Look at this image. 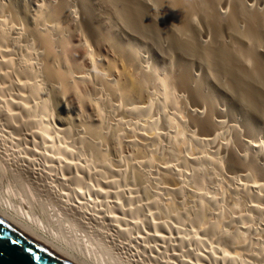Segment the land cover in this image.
Listing matches in <instances>:
<instances>
[{
	"label": "rangeland",
	"instance_id": "obj_1",
	"mask_svg": "<svg viewBox=\"0 0 264 264\" xmlns=\"http://www.w3.org/2000/svg\"><path fill=\"white\" fill-rule=\"evenodd\" d=\"M10 1L16 2L22 10L23 22L17 24L19 28L16 27L22 34L21 47L31 50L32 63L35 66L39 64L44 54L43 47L36 40L34 42L36 38L33 31L46 26L57 55L56 68H62V62H65L69 69V83L63 88L75 89L78 94L71 95L65 91L67 94L64 97L61 89L56 87L59 85L46 81L40 72L42 95L50 102L47 126L51 147L46 148L47 144L41 146L37 139L35 143L32 138V132H38L43 124L40 122L28 126V117L21 116L19 126L26 127L17 133L10 131L6 144L0 141V192L7 194L9 191L18 195L14 196L17 201L20 195L25 198L30 195V186L36 192L32 209L36 215L44 214L46 219L62 207L68 210L72 221H79L76 209L81 203V216L87 213L93 217L90 238L98 242L103 253H108L109 248L115 255H123L121 258L124 257L128 262L264 264V201L255 198H264V120L250 108L235 105L237 102L226 91L222 66L215 65L211 70H206L197 58L179 52L182 50L171 39L152 32V26L149 27L150 32L142 28L132 29L134 27L118 21L111 11L107 12L106 18L102 17L99 13L104 12V5L100 0L88 1L91 8L93 6L92 9L97 11L93 25L98 26L100 38L88 33L90 25H82L83 20L78 11L82 0H70L78 26L69 19L58 21L51 17V8L58 5L60 0ZM143 1L145 5L148 4L145 6L144 18L146 20L148 16L150 22L149 18L153 15L156 18L160 15V7H157L155 0ZM245 4L256 5L264 10V0H245ZM38 7H43V14L38 12ZM219 10L225 15L228 13L224 4ZM154 17L151 19L154 24L158 21L161 23L160 28L171 30L169 20ZM196 19L201 20L197 16ZM163 20L169 23H163ZM198 20L196 23L199 25ZM199 27L204 31H200L204 36L199 34V43L207 46L205 36L209 34L203 23ZM225 37L228 46L233 44L231 36L230 39L228 35ZM167 40L169 43L171 40L172 45ZM112 41L120 43L124 50H132L137 59L134 62L125 59ZM248 45L243 44V47ZM263 47L259 46L257 52L262 51L264 54ZM15 54L17 60L26 59L18 51ZM184 60L192 63L194 77L202 78L203 84L219 100L224 118H217L226 127L219 142L225 144L227 150L219 153V148L211 144L217 135L215 131L205 132L195 128L189 120L190 112L200 108L187 94L176 90L174 80L179 64ZM249 63L247 66L252 67L253 61ZM111 65H115L114 70L110 69ZM124 68L135 77L152 75L148 81L150 84L147 83L141 94L136 96L120 91L121 94L118 91L112 94L114 92H108L100 84L99 70L106 75L107 71V77L119 80L122 87L126 80L120 73ZM165 80L166 86L171 88H166ZM171 89L177 93L172 91L170 94ZM151 100V115L140 114L137 116L138 121L134 122L130 111H141ZM41 106L38 103L32 105L33 119L41 120ZM5 124L0 123V135L3 129L7 130ZM65 126L71 128L68 137L71 141L60 133ZM233 127L242 130V141L251 146L247 162H254L247 163L248 169L245 171L239 168L234 170L229 165L231 151L241 157L246 156L245 147L232 131ZM152 129L160 137L156 147L150 144V140H145ZM133 135L137 137L135 143ZM80 139L83 143H80ZM65 146L76 152L64 160H70L73 164L71 169L54 160L58 157L57 150L65 149ZM215 156H219L222 163L220 172L208 164ZM151 158L154 163L147 166ZM172 171L184 176L183 191L170 178L169 172ZM89 187L96 193L90 194ZM132 198L136 205L130 206L129 200ZM153 201L158 202L157 207L150 205ZM200 202L204 203L203 217L200 223H194L191 220ZM137 206L141 207L143 213L134 217L132 212ZM122 213H125V219L116 223L114 219ZM211 227H216L217 231L211 233ZM117 232L125 233V238L119 237ZM162 235L164 238H160ZM225 237L232 240L233 244H228Z\"/></svg>",
	"mask_w": 264,
	"mask_h": 264
},
{
	"label": "bare ground",
	"instance_id": "obj_2",
	"mask_svg": "<svg viewBox=\"0 0 264 264\" xmlns=\"http://www.w3.org/2000/svg\"><path fill=\"white\" fill-rule=\"evenodd\" d=\"M71 1L60 0L58 5H55L53 6V8H51V13H48H50L51 17L54 20L56 19L58 21H61L69 19L72 23L75 24L76 14L75 11H73L74 8H72ZM88 1L90 0H82L79 4L80 10L78 11H80V15L83 20L82 25L83 23L84 27H87L86 24L90 25V29L88 28L89 31L86 29V32L88 31V33L90 32L100 38L101 34L100 30H98V26L94 27L93 25L94 18L95 16H97V11L93 10V6V9L91 8V3H88ZM100 1L104 5L102 6L104 12L99 13L100 15H102V17L105 16L106 18V15H108L107 12L111 11L113 15L117 16L116 18L118 21H123L124 23H126V25L134 27L132 29L142 28L144 31L146 29L149 30V27L152 26V32L155 31L156 34H163L162 36H164V38L171 39L176 47L182 50L179 52L197 58L203 63L205 69L208 71L211 70L215 65H221L223 68L222 79H224L226 91L230 93L234 100L237 102V104L234 102L235 105H241L250 108L257 114V116H259V118H262L264 120V54L262 51H260V53L257 52L259 51V46H264V10H260L258 8L259 6H247L245 4V0H155L157 1V3L155 2L158 5L157 7H160V9L157 8L160 10L159 16L161 19L169 20L170 24H168L169 22L167 23V21L165 22L164 20L163 23L168 24L171 27L170 30L165 27L160 28L161 23L159 24L158 21L156 24H154L152 22V18L154 17V15L151 17L152 20L149 18L150 22H148L147 20L148 16L145 20V6L148 4L145 5V2L143 0L142 2H140L139 0ZM223 4L228 8V13L226 15L221 13L219 10L221 5ZM20 10L21 9L18 8L16 2L13 3V1L10 0H0V123H6L5 126L7 127V130H2L0 141L6 144V139L9 134H11L10 131L13 133H17L21 129L26 127L24 126L22 128V126H19V120L21 119V116L25 115L30 121V124H28V126H32L38 123L40 124V122L43 124V128H41L38 132H32V138L35 139V143L37 139L40 145L47 144L45 147L49 148L52 144V141L50 139L51 136L48 134L49 130L47 126L50 120V102L42 95L43 88L42 82L39 79L40 72L42 73V75L44 74V78L46 79V81L59 85L56 87H59V89H61V93L64 97H66L67 94L64 93L65 91L70 94L76 93V95L78 93L75 91V89L71 90L63 88L67 83H69V69L67 63L65 62H62V68H56L55 62H57V55L46 26L43 29L34 30V33L32 32L34 34V38H36L34 39V42L37 41L38 45L42 46L44 49V54L39 64H36L35 66L34 63H32L30 59L31 50H23L20 45L22 41V39L20 41V36H22V34L20 35V31L16 27L18 26L17 24H19L23 19V17H21L22 10ZM38 12L40 14H43V7H38ZM146 12L148 11L146 10ZM149 12L151 13V10ZM150 13H147V15H151ZM159 16H157V18H159ZM196 16L201 20L196 19ZM154 18L157 19L156 17ZM196 20L200 21L199 25H202L203 23V27L207 31L206 33L209 34L208 36H205L208 40L207 46H201V44L199 43V34H203L204 36V31L200 30L201 26L199 27V25L196 23ZM78 25L79 24H77V26ZM19 27L20 25L18 26V28ZM27 31L29 32V29ZM200 31L203 32L201 33ZM226 35H228V38L229 36L232 37L231 39L234 41H232L233 44H229L228 46L225 43V41H227L225 40ZM29 37H31V35ZM171 40L170 43L169 40H167V42L171 44ZM247 42L249 43V45L247 44ZM112 43L117 48L118 52L128 61L134 62L137 59L135 53L132 50H124V47H122L121 45H119L120 43H116L115 41H112ZM250 43L252 46L250 45ZM252 43H254L255 45H253ZM243 44H246L248 46L243 47ZM256 47L258 48V50ZM17 51L24 54L26 59H23L22 61L17 60L15 54ZM250 60L253 61V66L251 65L252 67L247 66L249 62L252 63V61ZM191 64V62H188L186 60L182 61V63L179 64L180 66L176 79L174 80V84H176L177 91L179 90L181 94H187L194 102L197 103L200 110L205 111L203 112L200 110H195L190 112L189 120L195 128L201 129L205 132L213 130L217 133V135L211 140V144L215 145V147H218L219 149L217 151L220 153L221 150H227V148L224 147L226 145L219 142L226 127L225 123L222 120H218L217 117L222 119L224 118V115L220 111L219 100L215 97L212 90L210 88L207 89V87L200 80L202 78L198 79L197 77H194L193 71H191V67L193 65ZM111 66L112 67H110V69L112 68L111 70H114L115 65ZM192 69L194 68L192 67ZM98 73V78L100 77L99 79L101 82L100 84H102V86L108 92L112 93L114 91H120L124 94L134 93V95H139V93L141 94L146 86L150 84L148 83V81L152 76L151 75L149 77L148 74H143L142 77H135L126 68H124L123 72H119L120 76L126 80L125 82H123L121 87L118 79V81H115L113 80L114 78L110 79L109 77H107V71L105 72L107 73V75L104 74L101 70H99ZM164 84L166 86V80L164 81ZM166 88L168 89L171 87L166 86ZM174 90L171 89L170 94L173 92L177 93ZM120 92L119 94H121ZM115 93L116 92L112 94ZM173 95L174 94H172V97H174ZM35 103L42 105L41 107L43 109V115L41 117V120L40 118L33 119V109L31 107ZM163 108L165 107L163 106ZM152 111L153 103L151 100L148 101L146 108L141 109V111L132 110L130 112L132 120L134 122H137L138 115L142 114L145 116H150ZM154 125L155 124H153L151 127L153 128ZM69 127L70 126L63 127V132H60L65 134L67 139L71 134V128ZM231 129L235 132L237 139H239V141H242V130L236 127H233ZM133 137L135 143V138L137 137H135L134 135ZM68 140L71 141L70 139ZM145 140H150V144L153 145V147H156L158 145V142L160 141V137L155 133L154 129H152V131L145 136ZM80 143H83V141H81ZM241 145L245 147L246 156L241 157L234 151H231V159L229 165L234 170L239 168L240 170L245 171L248 169L246 165H248L249 163H253L254 160L253 162H249V160L247 162V156L249 152L251 154V146L247 145V143L243 141ZM94 146L96 145L94 144ZM65 147V149L60 148L59 150H57L58 157H55L54 160L59 161L61 164L66 166L67 169H71V166H73V164L70 162V160H68L67 162L64 160L71 158L76 152L70 147ZM153 163L154 160L153 158H151L148 161L147 166H152ZM208 164L209 167L216 169V171L218 172H220L222 169V163L219 160V156H215L214 159L212 158L211 160H209ZM169 173L170 178L180 185L181 188L179 190L183 191L185 186L184 176L174 171ZM28 189L30 195L27 198H25L23 195H20V198L17 201H15L14 196L18 195L12 194L9 191L7 192V194H3L0 192V203H5L24 215L41 231L48 234L54 240L62 243L65 247L69 248L74 253L84 257L91 264H136V260L128 262L124 257L123 259L121 258V256L123 255L117 256L109 248L107 250L108 253L102 252L98 242L93 241L90 238V232L93 230V228L90 227V223L91 220H93V217H91V215L87 213L86 216H81V214L83 213L81 203L78 204V209H76L78 215L77 217L79 218V221L77 220L78 222H75L74 220L73 222L69 218L71 216H69L68 210H65V208L62 207H59V209L57 210L52 207V209L56 211H53V216L46 219L44 214L36 215V213L33 211L32 206L36 201V192L35 190H32L30 186L28 187ZM88 192L90 194L96 193L94 189L90 187L88 189ZM255 198L257 201H264V198L261 196H256ZM133 202L134 198L130 199L129 205H136L133 204ZM150 205L152 207H157L158 202L153 201ZM142 213L143 212L140 206H137L136 210L132 212L134 217L140 216ZM203 213L204 203L200 202L199 206L197 207L195 216L191 221L194 223H200L203 217ZM120 216L114 219L116 223H119L122 219H125L123 217L126 215L125 213H122ZM179 221L180 219L177 220L178 223ZM56 223H58V225ZM210 231L211 233L216 232L217 228L211 227ZM117 234L119 235V237L125 238V233L119 234L117 232ZM99 238H102L100 234ZM160 238H164V235H162ZM224 239L228 244H233V241L228 237H225ZM132 252L134 251L132 250ZM132 255L135 258V255ZM186 264H188V261Z\"/></svg>",
	"mask_w": 264,
	"mask_h": 264
},
{
	"label": "water",
	"instance_id": "obj_3",
	"mask_svg": "<svg viewBox=\"0 0 264 264\" xmlns=\"http://www.w3.org/2000/svg\"><path fill=\"white\" fill-rule=\"evenodd\" d=\"M0 264H91L0 203Z\"/></svg>",
	"mask_w": 264,
	"mask_h": 264
}]
</instances>
